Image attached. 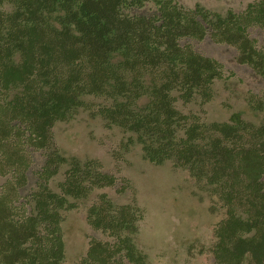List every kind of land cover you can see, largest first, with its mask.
<instances>
[{
  "label": "trees",
  "instance_id": "trees-1",
  "mask_svg": "<svg viewBox=\"0 0 264 264\" xmlns=\"http://www.w3.org/2000/svg\"><path fill=\"white\" fill-rule=\"evenodd\" d=\"M147 2L0 0V264H64L65 214L87 202L95 235L77 264H148L135 245L145 212L130 182L54 143V125L80 111L128 135L107 149L116 163L137 145L144 161L170 163L217 202L214 264H264V125L207 124L178 108L210 103L227 77L196 50L206 39L264 82V46L251 36L264 34V0L224 16L154 0L151 15L136 14ZM246 103L262 112L264 92ZM106 189L130 202L95 194Z\"/></svg>",
  "mask_w": 264,
  "mask_h": 264
},
{
  "label": "rangeland",
  "instance_id": "rangeland-1",
  "mask_svg": "<svg viewBox=\"0 0 264 264\" xmlns=\"http://www.w3.org/2000/svg\"><path fill=\"white\" fill-rule=\"evenodd\" d=\"M174 1L185 9L200 8L224 16L228 11L240 13L257 0ZM153 2L148 0L135 13L151 15L155 10ZM251 36L264 46L262 32L252 30ZM194 46L221 63L227 77L213 85L215 95L210 103L202 105L196 101L185 107L178 104V108L185 114L200 115L207 124L229 122L233 116H238L241 121L255 126L264 125V110L254 112L246 103L248 93L261 95L264 92V82L247 66L237 63L232 48L213 44L208 39ZM53 134L54 143L65 158L81 162L96 160L105 172L130 182L136 205L145 212L144 220L138 224L135 245L146 256L148 264H214L208 248L213 242V228L223 218V212L186 172L174 170L168 162L154 166L144 161L137 145L123 154V162L116 163L107 149L118 150L117 146L128 135L117 128L105 129L99 118L83 111L68 123L55 124ZM2 183L0 179V185ZM98 193L108 194L117 205L130 202L129 195L117 196L110 189L95 192ZM87 205L88 202L79 203L78 209L65 214L62 224L64 264H77L86 252L88 237L95 235L85 222Z\"/></svg>",
  "mask_w": 264,
  "mask_h": 264
}]
</instances>
